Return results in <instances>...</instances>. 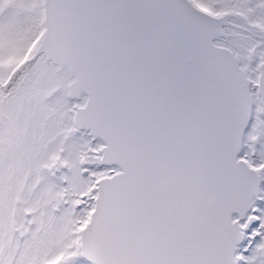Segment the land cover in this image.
Listing matches in <instances>:
<instances>
[{
	"label": "snow or ice",
	"instance_id": "6c2138e0",
	"mask_svg": "<svg viewBox=\"0 0 264 264\" xmlns=\"http://www.w3.org/2000/svg\"><path fill=\"white\" fill-rule=\"evenodd\" d=\"M0 264H264V0H0Z\"/></svg>",
	"mask_w": 264,
	"mask_h": 264
}]
</instances>
